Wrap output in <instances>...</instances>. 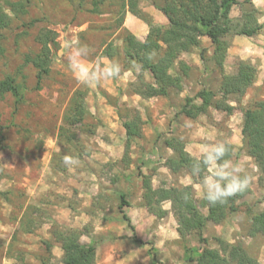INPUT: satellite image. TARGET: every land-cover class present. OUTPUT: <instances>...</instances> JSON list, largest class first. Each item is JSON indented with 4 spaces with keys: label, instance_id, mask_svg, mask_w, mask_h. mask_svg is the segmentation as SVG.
Segmentation results:
<instances>
[{
    "label": "rangeland",
    "instance_id": "374dc122",
    "mask_svg": "<svg viewBox=\"0 0 264 264\" xmlns=\"http://www.w3.org/2000/svg\"><path fill=\"white\" fill-rule=\"evenodd\" d=\"M101 1L0 0V11L7 17L6 27L0 31V80L12 77L22 90L17 107L9 95L0 101V193L5 194L0 197V264H62L63 256H58L61 248L53 234L74 230L66 225L65 207L74 214L95 192L90 210L93 219L81 230H74L81 234L80 244L103 245V241L94 243L89 238L97 227L114 226L116 233H121L122 226L127 228L117 211L120 196H124L127 207L123 210L132 226H137V238L147 244L139 246L130 239L138 256L151 264L147 256L151 245L159 264H194L183 262L171 205H160L167 212L163 219H151L139 201L141 175L150 179L153 189L192 187L197 202L202 200L198 177H192L188 170L172 174L165 168V162L173 158L169 149L172 140L191 146L199 156L207 144L227 141L231 145L230 160L246 170L251 182L243 194L234 197V211L226 220L219 225L208 223L202 235L215 257L223 256L214 241L218 238L243 247L251 259L264 264V221L259 217L264 211V175L247 155L241 135L246 113L264 103V0H255L252 5L237 0L239 5L230 10V34L224 38L230 47L224 74L235 76L240 65H249L256 72L253 85L244 96L228 100L233 108L230 115L210 110L195 120L177 113L186 99L203 89L218 93L220 69L210 41L201 38L199 49L179 55L174 62L169 74H187L182 77L180 93L148 100L130 95L128 88L138 70L126 67V39L132 36L143 42L148 25L166 27L168 22L159 10L164 3L137 0L138 15L134 16L126 8L127 0ZM246 19L257 28L255 35H233L238 30L233 27L242 26ZM46 32L54 33L55 45H51L49 76L38 85L35 70L23 60L39 52L37 39ZM66 34L78 36L89 47L91 63L106 65L118 60L120 76L114 81L103 80L94 88L80 85L68 70ZM180 63L188 68L186 72ZM144 79L152 83L149 75ZM115 108L123 119L129 113L124 120L137 113L143 122L142 137L133 144L129 159H123L124 120ZM66 155L78 162L65 166ZM201 212L207 215L206 209ZM111 220L122 225L110 224ZM98 232L103 234L104 230ZM120 244L121 258H126V244ZM185 244L190 249L199 248L197 235L187 237Z\"/></svg>",
    "mask_w": 264,
    "mask_h": 264
},
{
    "label": "trees",
    "instance_id": "16d2710c",
    "mask_svg": "<svg viewBox=\"0 0 264 264\" xmlns=\"http://www.w3.org/2000/svg\"><path fill=\"white\" fill-rule=\"evenodd\" d=\"M104 1V0H102ZM101 1V2H102ZM255 0H245L243 4L252 5ZM163 8H158L163 12L168 24L162 28L156 25H148V35L143 42L128 36L123 49V58L127 68H135L140 64L138 76L133 84L129 85V93L141 99L148 100L155 97L170 98L171 93H180L182 77L186 73L172 76L169 74L178 56L188 53L192 49L200 48V39L207 38L213 47V57L220 69L221 82L218 93L215 94L205 89L198 92L194 98L186 99L184 106L177 113L188 120H195L199 116L208 115L210 110L230 115L233 108L228 104L231 97H242L246 90L255 81V70L249 65H240L235 76L224 74L223 65L226 58L227 44L224 38L230 34V10L233 6L239 5L237 0H163ZM98 4H96V7ZM126 8L128 12L137 16V0H127ZM125 8V6H124ZM7 17L0 11V31L6 27ZM251 20L243 21L242 26L237 24L235 36L252 37L256 33V27L252 26ZM54 33L46 32L37 39L40 50L36 55L24 57V65L31 66L36 72L37 84L50 73L51 66V45H55ZM155 53V55H152ZM2 49L0 48V55ZM111 58L109 54H106ZM188 70L180 63V67ZM149 75L152 83H147L144 79ZM116 79V78H115ZM113 79V81L115 80ZM264 84V80H263ZM19 85L12 77L0 80V101L9 95L14 99L17 107L22 102V93ZM195 102L197 104H195ZM117 115L123 119L119 108H115ZM128 113V112H127ZM129 113L124 116L127 119ZM123 119V120H124ZM143 122L137 113L131 116L130 120L122 122L125 132V143L123 159H129V153L133 144L142 137L141 126ZM242 144L258 169L264 175V103L254 110L246 113L245 123L241 131ZM169 149L173 153V158L165 162V168L172 174H177L182 170H188L193 162L186 152L185 147L176 140L171 141ZM231 155L233 148L231 147ZM230 155V157H231ZM230 157H228L230 159ZM206 172V169H205ZM142 179V203L147 212L155 218L163 219L166 216L161 204L168 202L171 205V213L176 221L177 234L182 245L183 262L194 264H258L239 245H230L221 239H214L221 248L222 257H215L206 248L207 240L203 237L202 231L208 223L219 225L223 223L228 215L234 211V197L226 205H210L205 199L197 202L194 197L192 187L171 188L169 190L153 189L151 181L146 176ZM195 183V180H194ZM200 184V179L196 180ZM0 197L5 194L0 193ZM127 207L124 196H120L118 213L121 221L124 222L131 232V240L139 246H146L144 242L136 236L134 227L130 219L124 212ZM207 210V215H203L201 210ZM264 221V211L259 215ZM196 234L199 248H188L185 244L187 237ZM81 234L74 230L64 229L54 232L53 238L60 245L63 253L62 264H95V245H81L79 243ZM147 256L151 264H159L154 248L150 245Z\"/></svg>",
    "mask_w": 264,
    "mask_h": 264
},
{
    "label": "clouds",
    "instance_id": "9594fccd",
    "mask_svg": "<svg viewBox=\"0 0 264 264\" xmlns=\"http://www.w3.org/2000/svg\"><path fill=\"white\" fill-rule=\"evenodd\" d=\"M64 43L68 70L80 85L94 88L103 80L120 76L122 65L118 60H110L106 65L91 63L90 49L78 36L66 34ZM135 67L139 70L142 65L137 64ZM231 150L227 141L207 144L190 165V175L200 179L202 198L212 206L226 205L231 198L243 194L250 185L251 176L241 165L228 158ZM77 162L78 159L70 155L63 158L65 166H72Z\"/></svg>",
    "mask_w": 264,
    "mask_h": 264
},
{
    "label": "crops",
    "instance_id": "0c3cea01",
    "mask_svg": "<svg viewBox=\"0 0 264 264\" xmlns=\"http://www.w3.org/2000/svg\"><path fill=\"white\" fill-rule=\"evenodd\" d=\"M228 58L230 59V47L227 51V59ZM226 64H227V62L224 63V66H226V67H224L225 69H227ZM184 150L193 159L199 157V155L197 154V151L195 153L192 151L191 146L190 147L188 145L185 146ZM115 161H117V159ZM94 195L96 196L97 192H95L94 194H90V196H89L90 201L84 202L81 205L80 209L76 210V213H74V214H72L73 212L71 213V211L67 207H65V210H66L65 213L67 215L66 225L68 227L78 231V230H81L83 226L90 223V221L93 219V214L90 213V210L92 209V203L91 202H92V198L95 197ZM141 196H142V192H141ZM199 199L201 200L202 196H200ZM139 201L141 202L142 199ZM117 211H118V206H117ZM142 211H143V213H145L147 218L151 217V219H153L154 216H152V215L149 216V214L145 208H142ZM163 211H165V210H163ZM118 214H117V217H118ZM102 215H104V214H102ZM114 219H115V217H114ZM115 222H113V220H111L110 224L115 223ZM116 223H118V225H122L121 222H116ZM110 227H112V225H110ZM113 227L109 228V226L103 225V227H101V228L97 227L93 232H91L89 234L90 240H92L94 243H96L99 240L103 241L102 243H104L101 246H100V244H97L95 246V264H148L145 257H141V256L137 255V251H135V247H133L132 243H130L131 242V240H130L131 239V232L128 230V228H126L125 226H122L120 229L121 233H116L114 231ZM102 229L104 230L103 234L98 232L99 230H102ZM134 229H135V232L137 234V232H138L137 226H135ZM112 237H116V240L112 241L111 240ZM82 239H84V238L82 237ZM121 239H123V240H121ZM121 242L126 244V249L128 252V255H126V258L125 257L121 258V255L123 254V252L120 251L121 246H119V245H121L120 244ZM81 244L86 245L84 243H81ZM58 256L59 257L63 256L62 251L58 252Z\"/></svg>",
    "mask_w": 264,
    "mask_h": 264
}]
</instances>
